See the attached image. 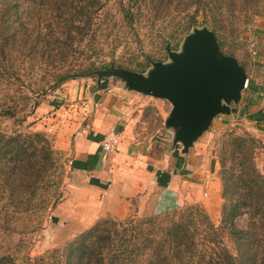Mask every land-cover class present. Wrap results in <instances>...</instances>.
<instances>
[{
	"label": "trees",
	"instance_id": "trees-1",
	"mask_svg": "<svg viewBox=\"0 0 264 264\" xmlns=\"http://www.w3.org/2000/svg\"><path fill=\"white\" fill-rule=\"evenodd\" d=\"M240 1L24 0L25 18L4 27L0 78H19L13 71L16 46L26 47L31 60L40 48L46 60L55 53L60 66L69 62V68L62 65L29 97L34 108L48 91L80 75L109 66L143 73L151 61L165 59L167 46L176 50L193 26H208L222 51L218 34L233 27L236 4L252 14L264 0ZM13 4L0 0L6 19L11 12L20 14ZM244 59L237 61L248 77ZM256 89L248 77L247 94ZM18 106L12 99H0V121L22 124ZM248 106L242 107L240 117ZM227 137L217 160L223 200L219 226L197 205L102 219L63 246L31 258L26 247L22 253L24 238L42 229L47 211L56 205L63 164L45 134L0 131V264H264V175L254 163L259 144L247 134ZM244 213L247 224L241 229L236 220ZM14 235L20 240L13 241Z\"/></svg>",
	"mask_w": 264,
	"mask_h": 264
},
{
	"label": "crops",
	"instance_id": "crops-1",
	"mask_svg": "<svg viewBox=\"0 0 264 264\" xmlns=\"http://www.w3.org/2000/svg\"><path fill=\"white\" fill-rule=\"evenodd\" d=\"M252 31L258 52L244 60L248 77L257 89L242 95L240 104L243 107L249 103L242 117L251 125L264 128V6L256 15ZM114 81H83L70 91L71 98L84 102L79 108L78 123L74 124L71 147L61 146L62 150H69L68 177L51 216L57 221L63 241L102 219L156 215L208 197L209 201L221 202L217 162L208 161L196 146L186 156L179 148L172 150L170 135L164 130L154 140L137 139L133 112L138 98ZM235 117L223 116V122L232 125ZM111 132L116 144L113 151L103 155L100 142Z\"/></svg>",
	"mask_w": 264,
	"mask_h": 264
},
{
	"label": "rangeland",
	"instance_id": "rangeland-1",
	"mask_svg": "<svg viewBox=\"0 0 264 264\" xmlns=\"http://www.w3.org/2000/svg\"><path fill=\"white\" fill-rule=\"evenodd\" d=\"M13 3L14 4L12 7H14L15 10H18V13L20 14H14V12H11V17L6 19L7 15H4L0 9V43L1 37L6 33L4 27L16 22L19 18H25V13H22L26 8L24 0H13ZM236 6L237 8L231 17V20L233 21V27L231 29L227 27L224 31L219 32L218 37L221 39L222 52L224 54H231L238 60L243 61L245 57H249V55H251L248 50L246 39L248 37V31L253 32L252 25L256 20V15L264 6V1L260 3V8L257 9V11L255 10V15L254 13L250 14V11H241V6L237 4ZM42 19L40 20L38 17L39 23L41 25L44 24ZM16 25L17 23L14 24V27H16ZM16 47L18 49L14 50L12 53L13 57L16 58L14 61L15 66L13 71L19 78L13 76L10 81V78H0V95H2L0 96V99H12L18 102V115H23L25 121L22 124H15L14 120H2L0 121V131L22 130L23 132H40L49 138L53 148L56 150V152L60 153L59 161L63 164L64 170L62 181L58 189V195L56 197L58 203L66 188L65 181L68 177L66 165L67 160L69 159L67 156L69 150H67L68 152L62 150L61 146L68 144V149L71 147L76 131L74 130V124L78 123L80 116L79 108L82 106V102H84L80 98H71L70 91L74 90L78 85L80 86L82 83H84L83 81L92 83L96 81V78H87L86 76V78L79 77L76 79H70L63 83L59 89L48 91L47 95L40 101L39 105L33 108L32 98L29 99V97H33V92L39 88L40 85L44 83V81L48 80L50 76H52L56 71L59 69L62 70V65H65L69 68V62H64L60 66L54 57L55 53L51 55V57L48 59V62V60L43 58V55L40 52L42 49L40 48L36 49V54L34 55L35 58L31 60L30 58L32 55L28 49H25L26 47ZM23 60L28 61V63ZM166 60L167 55L163 61ZM22 63H26L25 68H23ZM19 64H21V66ZM114 83L119 82L115 79ZM244 91V93L242 92L243 97L245 94H247V91ZM131 94L136 95L138 98V101H136L135 105L137 109H135L133 112V127L137 134L136 138L144 140L147 138L151 139V137H153L152 140L156 139L158 136H160V133L163 132L162 128L164 125V120L171 109L170 104L165 100L141 97L133 92ZM242 105V103L237 105L238 112L236 114V122L234 124L230 125V123H225V121L223 122L225 117L223 118V116H218L212 122L208 131L205 132V134L198 140L195 146L204 153L208 161L212 160L216 163L219 159L218 157L221 147L228 138V134L233 133V135L238 136H242L244 134L250 135L255 140H257V143L259 144L254 156V163L258 170L264 175V128H260L258 125L253 126L249 121L245 120V118L239 116ZM22 110L25 111L23 112ZM78 128L80 127L76 126V129ZM219 170L220 168L218 169L216 175L220 183L217 193L219 191V196L221 198V180L218 175ZM57 177L58 175L56 176V179ZM209 198L210 197L206 198V200L203 198L202 202L200 203L184 204L178 206L177 208L197 205L207 213L215 226H219L221 222V208L223 200L221 199V202L219 203L218 201H209ZM210 202L214 203L211 205V207L207 205ZM52 210L53 209L47 211L44 217V225L42 229L37 231V233L31 237L24 238L26 246H24L25 244L23 243L22 253L26 247L25 252H28V255L31 258H34L43 254L50 248L61 247L72 240L63 241V239L60 238L62 233L57 229V221L52 220ZM246 224L247 215L244 213L237 218L236 225L238 228L244 229ZM20 238L21 236L14 235L12 240L18 241ZM225 242L228 248L233 250L232 243L226 237Z\"/></svg>",
	"mask_w": 264,
	"mask_h": 264
},
{
	"label": "water",
	"instance_id": "water-1",
	"mask_svg": "<svg viewBox=\"0 0 264 264\" xmlns=\"http://www.w3.org/2000/svg\"><path fill=\"white\" fill-rule=\"evenodd\" d=\"M166 52V61H151L143 73L109 66L79 77L116 79L126 91L167 101L163 130L171 149L186 156L218 116L237 114L248 77L234 56L220 51L206 25L193 26L176 50L167 46Z\"/></svg>",
	"mask_w": 264,
	"mask_h": 264
},
{
	"label": "built area",
	"instance_id": "built-area-1",
	"mask_svg": "<svg viewBox=\"0 0 264 264\" xmlns=\"http://www.w3.org/2000/svg\"><path fill=\"white\" fill-rule=\"evenodd\" d=\"M248 37H247V46H248V50L249 53L252 56H256L257 55V47H258V43L254 38V34L250 31H248ZM116 136L113 132H111L108 136H106L101 142H100V150L101 153L103 155H105L108 152L113 151L114 149V145L116 144Z\"/></svg>",
	"mask_w": 264,
	"mask_h": 264
}]
</instances>
